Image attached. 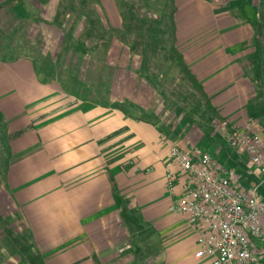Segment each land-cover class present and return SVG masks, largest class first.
Segmentation results:
<instances>
[{
  "label": "crops",
  "instance_id": "0c3cea01",
  "mask_svg": "<svg viewBox=\"0 0 264 264\" xmlns=\"http://www.w3.org/2000/svg\"><path fill=\"white\" fill-rule=\"evenodd\" d=\"M148 11L144 23L137 0H0V15L30 37L23 51H0V264H212L175 209L167 151L221 160L220 137L248 120L264 136L254 116L264 110V0H163ZM62 58L92 68L42 65ZM102 64L125 72L116 81Z\"/></svg>",
  "mask_w": 264,
  "mask_h": 264
},
{
  "label": "built area",
  "instance_id": "2783aa9c",
  "mask_svg": "<svg viewBox=\"0 0 264 264\" xmlns=\"http://www.w3.org/2000/svg\"><path fill=\"white\" fill-rule=\"evenodd\" d=\"M229 144L244 151L259 170L260 182L243 183L242 176L210 151L171 144L167 151L165 179L178 190L175 209L196 229L197 257L212 264H259L255 239L264 233V136L257 123L235 124Z\"/></svg>",
  "mask_w": 264,
  "mask_h": 264
},
{
  "label": "rangeland",
  "instance_id": "374dc122",
  "mask_svg": "<svg viewBox=\"0 0 264 264\" xmlns=\"http://www.w3.org/2000/svg\"><path fill=\"white\" fill-rule=\"evenodd\" d=\"M137 3L141 4V6L143 5V11H144V23H147L150 18L147 17L146 15H148V13H151L148 10H156L157 8L159 9L163 7V0H137ZM124 5V3H123ZM161 11V10H160ZM152 21V20H150ZM153 22V21H152ZM155 22V21H154ZM137 22L136 21H132V22H126L124 30H122L123 32H127L128 35H133L136 34V27H137ZM24 23L23 21H15L14 19H12L11 16H8L7 14H1L0 15V39L1 42L3 43L0 46V51L4 54H6L7 52L10 51H23L24 47H23V43L25 41V39H27L28 35L27 33L23 30L24 28ZM145 26V25H143ZM142 25L138 28V32L139 29H143V32L147 33V30L143 27ZM154 26H157V23H155ZM151 32H155V30H152ZM120 33V32H119ZM118 33V34H119ZM49 34L56 37V32L54 31H49ZM131 35V36H132ZM146 36V35H145ZM119 37V35H118ZM30 40V37H28ZM42 38L40 36H38L36 38L35 41L31 40V43L36 45V47L32 48V50H37L39 49V45L42 43ZM49 43V41H47ZM30 42L27 41V44H29ZM50 44V43H49ZM53 44L48 45V47H46V50L49 52V54H53L55 53L56 47L52 46ZM67 48L63 49L62 54L67 55ZM49 58V57H48ZM64 58V57H63ZM63 58L61 59V61L59 62H47V63H43L42 65L45 66L46 70L52 71V72H69L72 70H82L83 72H87L90 71L92 68V64H88V63H72V62H63ZM117 68H115L114 66H107L102 64L100 67H98L97 71H100L101 73L105 72V73H111L112 74L115 72V80L118 81V77L120 74V70L119 65L117 64ZM125 72V71H123ZM96 82H98V85H100L99 87H101V85L103 84V78H96L95 79ZM63 81L66 82H71L72 80L70 79H63ZM255 117L258 118V124L259 126H261L264 130V110H260L257 111L254 114ZM218 144L221 146L220 150L215 151L218 153V157L221 158V161H223V163L225 165H227L228 167L232 168L233 170H235L236 174L239 175H243L242 176V180L243 183H249V181H255V182H260V177L257 178L255 174H248L247 171L249 169V163H247V161L244 159L243 153L241 154L239 149H236L234 147H232L229 143H228V139L227 137H220V140L218 142ZM201 147H207L209 149H211V147L209 145H201ZM244 152V151H242ZM256 169V168H255ZM245 176V177H244ZM253 183V182H252ZM259 190L262 193V195L264 196V180L263 182L260 183L259 185ZM17 226H19V224H17ZM22 232V231H20ZM18 241V239H17ZM20 242V240L18 241V243ZM18 246V245H17ZM259 251V254L262 258V260L264 261V250L261 251L260 249H257Z\"/></svg>",
  "mask_w": 264,
  "mask_h": 264
},
{
  "label": "trees",
  "instance_id": "16d2710c",
  "mask_svg": "<svg viewBox=\"0 0 264 264\" xmlns=\"http://www.w3.org/2000/svg\"><path fill=\"white\" fill-rule=\"evenodd\" d=\"M178 62H179V65H180V67H181V70H183V71L187 70V68H186V64H185V61H184V59H183L181 56H179ZM193 79H194V78H193ZM196 88H197L198 92L201 94V96H203L204 100H205L207 103H209L208 97H207L206 94L204 93V91H203V89H202V87H201V84H197ZM119 104H120V106L123 108V110H124L127 114L132 115V116H135V117H137V118H140V117H141V116L135 115L134 113H132V112H130L129 110H127V108L124 106L123 103H119Z\"/></svg>",
  "mask_w": 264,
  "mask_h": 264
}]
</instances>
